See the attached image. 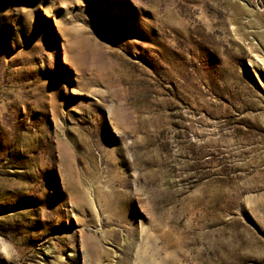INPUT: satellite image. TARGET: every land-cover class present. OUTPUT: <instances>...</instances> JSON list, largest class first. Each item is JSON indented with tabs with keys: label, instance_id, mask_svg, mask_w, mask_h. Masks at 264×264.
I'll return each mask as SVG.
<instances>
[{
	"label": "rangeland",
	"instance_id": "obj_1",
	"mask_svg": "<svg viewBox=\"0 0 264 264\" xmlns=\"http://www.w3.org/2000/svg\"><path fill=\"white\" fill-rule=\"evenodd\" d=\"M0 264H264V0H0Z\"/></svg>",
	"mask_w": 264,
	"mask_h": 264
}]
</instances>
